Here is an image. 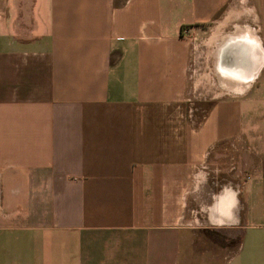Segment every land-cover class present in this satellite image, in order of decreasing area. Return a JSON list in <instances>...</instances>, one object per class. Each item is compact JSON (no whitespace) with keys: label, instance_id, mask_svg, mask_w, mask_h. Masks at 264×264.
Returning a JSON list of instances; mask_svg holds the SVG:
<instances>
[{"label":"crops","instance_id":"obj_1","mask_svg":"<svg viewBox=\"0 0 264 264\" xmlns=\"http://www.w3.org/2000/svg\"><path fill=\"white\" fill-rule=\"evenodd\" d=\"M249 34L264 0H0V264H264Z\"/></svg>","mask_w":264,"mask_h":264},{"label":"bare ground","instance_id":"obj_2","mask_svg":"<svg viewBox=\"0 0 264 264\" xmlns=\"http://www.w3.org/2000/svg\"><path fill=\"white\" fill-rule=\"evenodd\" d=\"M249 40L247 41L248 43V49H250L251 52L248 53V56L246 58L247 62H248V69L244 72V73H231V76L234 77H238L240 75H244L245 76V82L244 85H248L251 83V81L256 77V75L258 74V71L264 66V53L262 51H260V47L258 44V40L255 37L250 36L249 34ZM233 81V82H232ZM232 90L233 91H237V90H244L243 88H238L236 86V83L234 80H232ZM236 87H235V86Z\"/></svg>","mask_w":264,"mask_h":264},{"label":"rangeland","instance_id":"obj_3","mask_svg":"<svg viewBox=\"0 0 264 264\" xmlns=\"http://www.w3.org/2000/svg\"><path fill=\"white\" fill-rule=\"evenodd\" d=\"M226 30L227 31L230 30V27L228 28V26H227ZM260 73H261V75L258 76ZM259 74L257 75L258 79H256L257 77H255L251 81V83H252L256 79L255 82H254V89L258 88V87L260 88L261 86L264 85V66H263L261 72H259ZM213 82H214L213 84H214L216 90H218L219 88H222L226 92H229V90L227 88H224V87H222L219 84V81L217 79H215ZM251 83L249 84L248 88L250 87ZM248 88L246 90H248ZM245 91L242 94H239V93H235L234 94V93H231V92H229V94L239 96V95H244ZM243 107H245L247 110H250V108L259 109V110H256V111H259V113H260V111L264 110V102L263 101H257V102H254V103L253 102L252 103H246L244 101ZM247 123H248V125L250 124V125H253V126H258L260 128V126H264V115L256 116V117L252 118L251 120H249Z\"/></svg>","mask_w":264,"mask_h":264}]
</instances>
